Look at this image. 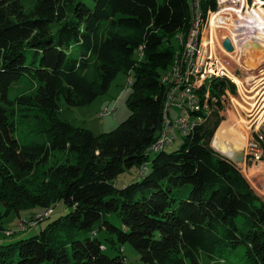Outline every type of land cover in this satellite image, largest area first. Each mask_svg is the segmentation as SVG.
I'll use <instances>...</instances> for the list:
<instances>
[{"label":"trees","instance_id":"1","mask_svg":"<svg viewBox=\"0 0 264 264\" xmlns=\"http://www.w3.org/2000/svg\"><path fill=\"white\" fill-rule=\"evenodd\" d=\"M32 2L26 9L22 0H0V232L11 237L31 227L4 230L11 212L41 208L42 218L28 214L36 222L58 203L67 212L32 237L0 245V264H127L106 254V244L125 243L139 257L131 264H223L229 254L236 264H264V200L211 148L219 114L181 136L178 150L153 148L168 93L162 77L188 37L192 1ZM199 6L204 14L216 9L215 0ZM120 72L132 73L130 114L116 129L95 136L58 118L60 100L67 108L88 105ZM21 76L34 89L10 100ZM211 85L215 93L224 82ZM11 113L38 119L41 138L19 143ZM256 141L264 153V137ZM56 151L69 157L40 170ZM132 168L138 180L117 189L114 179ZM35 173L43 181L33 195L21 183ZM112 214L119 225L107 219Z\"/></svg>","mask_w":264,"mask_h":264},{"label":"bare ground","instance_id":"2","mask_svg":"<svg viewBox=\"0 0 264 264\" xmlns=\"http://www.w3.org/2000/svg\"><path fill=\"white\" fill-rule=\"evenodd\" d=\"M221 1L224 2L225 0ZM199 2L200 0H197L195 7L192 1L194 15L191 27L194 26V35L196 37H204V27H207V23L210 22V24L206 35L207 41L202 45L201 52H198L197 63L199 65H209L208 60L211 59L212 64L217 67L203 70L202 74L192 82V89H198L199 94L195 95L194 111H204L206 108L205 115L195 125L203 124L207 117L214 113L216 105L221 103V93H224L226 102L229 103L228 111L225 113V120L218 125L213 134L210 146L221 155L232 157L236 152L243 151L246 143L244 142L243 146L233 136L232 132L230 133L227 130L226 123H231L229 118L234 119L233 125L230 126H233L235 131L239 129L248 131L252 126L258 128L264 123V5L260 0H255L253 1L255 2L253 7L250 8L247 2L243 0L241 8L236 9L226 3H216L214 11L208 8L204 14ZM209 36L212 39L211 44ZM181 38L180 35L176 36V40L179 42ZM224 38L230 39V44L234 45V51L231 56L223 55L221 47H219L220 41ZM187 41L188 37L184 42ZM181 49V51L175 53L171 68L162 77V82L167 86L168 92L169 85H173L174 76L179 73V66L185 64L186 47L183 43ZM238 78H245L243 84L242 82H237ZM212 80L223 81L224 86L222 89L216 90L215 93L212 92L214 89L211 85ZM230 85L234 86L236 94L232 93ZM182 93L183 86L174 87V94ZM218 93H220L219 96H217ZM166 102L167 98L165 105ZM223 109L225 112V106H223ZM216 110L215 112L220 114L217 107ZM233 112L238 114L236 116L230 115ZM186 113H193V105H186ZM177 123L178 118L173 124L168 119V125H166L167 137L172 142L174 138L169 136L168 127L177 126ZM190 130L186 129L185 135ZM179 132L182 136V132ZM153 148L161 150L163 148L161 147V140H158ZM263 164H260L259 167H254V173L263 174ZM243 167L244 165L241 166V168ZM252 174L253 171H251L250 175Z\"/></svg>","mask_w":264,"mask_h":264},{"label":"rangeland","instance_id":"3","mask_svg":"<svg viewBox=\"0 0 264 264\" xmlns=\"http://www.w3.org/2000/svg\"><path fill=\"white\" fill-rule=\"evenodd\" d=\"M22 2L26 9H31L33 7L32 0H22ZM246 2L248 7L251 8V1H246ZM261 2H263L264 5V1ZM193 15H194V11H193ZM178 45L179 43L173 41L172 43L173 49L176 48ZM176 50L179 51L180 49L179 50L176 49ZM131 79H132L131 72L127 74L122 72L118 73L110 83V86L106 91V93L102 96H99L92 103L88 105L75 107V108H67L64 101L60 100L59 110L57 114L58 118L61 121L70 124L74 128L84 129L86 131L91 132L95 136L101 135L103 133L111 132L112 130L116 129L118 125H120L124 120H126L130 114L129 108L126 104V99L131 92V85H130ZM34 85L35 83L29 77L21 76L11 85V88L8 92V98L10 100H13L16 96H19L20 94L26 92L28 93L34 89ZM233 94H236L235 90ZM219 95L220 93H218L217 96ZM220 104L221 103H218L216 105V107L219 109L220 112V114L218 115L219 118L217 119L220 120L218 124H220L222 121L225 120V112L223 106H220ZM107 110L113 111V113L106 118H101V114L106 113ZM214 111L217 110L215 109ZM169 113H170L169 119L171 121V124H173L180 116V111L178 109L171 108ZM11 114H13L12 121L14 126V136L16 139H18L19 143L21 144L30 143L33 141H37L41 138L40 134L36 132V126L39 121L38 119L34 117L21 118L18 116V114L15 113H11ZM237 114L238 113L233 112L230 115L236 116ZM229 120L231 121L232 124L229 122L226 123L227 130L230 133L232 132L233 136L238 141H240L242 145L245 142L246 143L245 148L247 146L248 141H253V142L255 141V146L257 148V151L261 153L262 156H264V153L262 151L263 149L260 148V144L256 141V138L264 137V123L258 126V128L252 126L250 129H248V131L246 130L247 131L246 133L245 129H243L244 131L240 129L238 131H235L233 126H230L233 125L234 119L229 118ZM168 132L170 134L169 136L170 137L172 136L174 138V142L169 147L165 146L163 150L167 153H170L180 148L181 144L183 143V138L181 137L180 132L176 130L173 127V125L168 127ZM246 153L248 154L249 157V160L247 159V165L251 166L250 158L252 155L249 147L246 150ZM154 156L155 154H151L149 156V160L151 161L154 158ZM67 157H69L67 151H63V152L56 151L51 155V157L46 162V164L43 167H40V170L42 168L49 167L55 161L62 163ZM37 173H35L36 175L28 176L21 183V188L29 191L33 195L38 194L37 191L40 190V185L43 181V179L38 176L39 173L38 174ZM240 173L242 174L243 178L249 183V185L255 191V193L264 200V188L261 185H258L259 188H254L252 180L248 176H246V173L245 172H240ZM256 174L261 175L259 173ZM137 180L138 179L135 175V169L132 168L128 171H124L123 173L117 175V177L113 181V184L117 189H122L124 186L130 185L131 183H134ZM188 190H189L188 186L181 188L179 191L175 190L174 193L175 197L176 198L185 197L184 192L186 191L188 192ZM65 207L66 206L64 204L58 203L57 205L53 206L52 209L53 214L50 217L40 222H36L34 216L31 219L28 214L29 213L35 214L38 217L42 218L45 211L42 210L41 208L38 207L29 208L27 210H23L19 212L18 214L15 212H11L9 215L3 218L4 230L14 231L19 229L21 225H27L31 227L27 228L26 231L15 234L14 236L11 237L4 236L3 231L0 232V245H6L21 238L25 239L36 235L37 233L40 232L41 229L46 227L48 223H51L59 216L65 215L67 212L64 210ZM0 208L2 212H4L6 209V207L2 203H0ZM107 219L115 225H119L120 223L119 219L114 214L109 215ZM98 237L103 241L104 233L102 231L98 232ZM106 246H107L106 254L109 257H115L117 255H121L127 264L139 263V257L136 251L128 243H125L123 245H117L116 249L111 248L109 244H106ZM236 263L237 261L235 260V256L229 254L226 256L225 263L223 264H236Z\"/></svg>","mask_w":264,"mask_h":264},{"label":"built area","instance_id":"4","mask_svg":"<svg viewBox=\"0 0 264 264\" xmlns=\"http://www.w3.org/2000/svg\"><path fill=\"white\" fill-rule=\"evenodd\" d=\"M194 2V5L196 7L197 0H192ZM245 1H251V8L253 7L254 3L253 0H245ZM215 3H226L227 5H232L234 8H241V4L243 3V0H225L222 2L221 0H215ZM209 23H207V27H204V37H196L194 35V26L191 27L190 34L188 36V41L183 42V44L186 47V58H185V64L179 66V73L174 76L173 79V85H169V92L167 96V102L165 105V122L163 123V131L162 135L158 140H161V147L169 146V144L172 143L171 139L167 137L166 133V125H168V119H169V111L171 108L178 109L180 111V116L178 117V123L177 126H173L176 130H179L182 132V137H185V130L186 129H193V126L195 123L205 115L206 108L204 111H194V101H195V95L198 94V89H192V82H194V79L197 78L200 74H202V71L205 69H210L212 67H217L216 65L212 64V60H208L209 65L201 64L199 65L197 63V55L198 52H201L202 45L206 43V35L207 30L209 29ZM228 38H224L220 41L219 47H221L222 54L231 56L232 52L234 51V45L231 44L232 51L227 52L223 46L222 42ZM210 44H211V37L209 36ZM230 42V39H228ZM245 81V78H238L237 82H243ZM175 86H183V93L182 94H174V87ZM228 102H226V96L224 93H221V105L225 106V113L228 111ZM186 105H193V113H186ZM113 113V111L107 110L106 113L101 114V118H106L110 116ZM250 148L251 151V166L247 165V159L249 160L248 154L246 153V150ZM157 148H154V150ZM244 153V162L240 165H234L237 167L238 172H245L246 175L252 180L254 188H259L258 185H261L264 188V169L263 174L258 175L254 173V167H259L260 164L264 163V156H262L261 153L257 151V148L255 146V141H248L247 146L245 150H243ZM247 154V155H246ZM244 165L243 168L241 166ZM251 171H253V174L250 175ZM53 211H49V214ZM46 215V216H48Z\"/></svg>","mask_w":264,"mask_h":264},{"label":"water","instance_id":"5","mask_svg":"<svg viewBox=\"0 0 264 264\" xmlns=\"http://www.w3.org/2000/svg\"><path fill=\"white\" fill-rule=\"evenodd\" d=\"M222 46L227 52L232 51V47L228 39H225L222 42ZM225 157L228 158L234 165H240L244 162V153L242 150L236 152L232 157H227V156Z\"/></svg>","mask_w":264,"mask_h":264}]
</instances>
